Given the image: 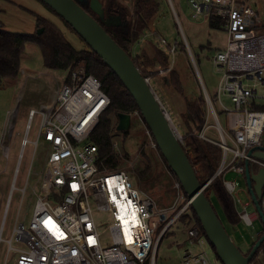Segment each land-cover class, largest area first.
<instances>
[{
  "label": "built area",
  "instance_id": "obj_1",
  "mask_svg": "<svg viewBox=\"0 0 264 264\" xmlns=\"http://www.w3.org/2000/svg\"><path fill=\"white\" fill-rule=\"evenodd\" d=\"M187 2L192 17L222 21L221 30L226 35L224 47L211 58L213 67L221 73L216 90L212 96L204 92L206 122L211 118L213 125H205L197 136L220 148L218 171L222 177L227 172L243 177L246 164L264 169V161L249 155L261 146L264 135V103L260 102L264 96L257 95V87L264 85V32L259 13L246 0ZM151 36L156 37L169 57L175 56L176 42L168 44L155 32ZM146 82L149 84L148 79ZM222 97L229 99L231 108L224 106ZM159 103L170 119L168 110ZM109 104L101 82L76 70L56 86L48 105L29 110L18 159L31 144L32 168L35 151L42 146L43 169L30 219L27 224L14 222L12 236L5 241L3 264H155L160 241L177 226L184 229L183 243H187L180 247L184 249L181 264H221L209 260L205 249L208 242L192 219L190 201L178 182L177 200L183 206L171 215L167 209H157L150 197L136 190L125 172L98 168V147L91 143L90 136ZM37 115L39 127L34 140L29 141L31 124ZM14 127L15 121L9 122L0 138L5 160L9 150L5 141L15 135ZM210 128L216 132L217 141L205 137L204 132ZM147 134L150 136L148 130ZM153 147L156 148L154 142ZM17 170L18 166L0 224V245L4 242L1 235ZM29 179L28 171L25 186ZM223 184L233 205L240 206V222L252 227L259 217L256 212L248 213L249 204H242L237 197V182L223 179ZM25 186L19 190L22 197ZM260 208L264 215V193ZM97 215H108L110 222L104 225L96 220ZM183 217L189 218L185 224L181 223ZM13 241L23 248L14 246Z\"/></svg>",
  "mask_w": 264,
  "mask_h": 264
},
{
  "label": "rangeland",
  "instance_id": "obj_2",
  "mask_svg": "<svg viewBox=\"0 0 264 264\" xmlns=\"http://www.w3.org/2000/svg\"><path fill=\"white\" fill-rule=\"evenodd\" d=\"M160 1L158 16L153 24L155 32L157 36L164 38L168 44L172 45L176 42L177 50L172 58L173 63L169 60L165 67L160 65L152 67L148 71L146 79L149 80V85L158 100L168 110L171 123L180 139H182L185 134L183 122L185 100L203 97L202 86L209 96H212L215 92L221 73L213 67L211 58L216 51L224 47L226 35L221 29H210L207 18L192 17L187 0ZM13 3L14 5L6 4L4 11L0 14V21L3 24V26L0 25L1 30L31 35L35 32V16H38L54 24L74 49L79 51L86 48L84 42L39 1L15 0ZM260 4L259 16L264 24V0H260ZM129 6L131 7L132 3ZM251 6L255 9L258 8L256 0H251ZM261 32H264V25ZM148 41L153 42L147 49L148 57L155 56V47L160 50L162 48L156 41V37H148ZM134 50L133 46L129 51L132 57L137 56ZM77 71L83 70L78 69ZM172 72L177 76L178 86L174 83L175 76ZM67 74V71L46 70L42 64L41 51L35 44L28 42L25 44L20 58V70L16 79L3 80L0 86V138L7 124L15 121V135L5 141V146L9 148L7 160L2 157L0 149V224L6 199L14 179L13 172L15 167L18 166L15 190L12 193L1 235L4 242L0 245V264L4 262L5 241L12 236L14 222L27 224L30 219L35 200L34 193H38L41 180L44 158L42 146H39L35 151L32 168H30L33 155L31 144L25 147L22 158L18 159L21 150L20 139L23 138L25 133L28 111L31 108L37 109V104L40 101L43 102L48 97L51 98L53 90L65 81ZM257 95L259 97L264 96V85L257 87ZM221 101L225 107H232L228 98L222 97ZM260 102L264 103V100H260ZM216 111L220 122L224 125L218 106H216ZM13 114H15V118ZM129 116L130 126L128 130L125 132L115 130L111 134L112 151L117 154L121 163L120 168L117 170L125 172L129 176L133 187L140 193L150 197L157 209H167L173 215L183 206L177 200L175 189L177 180L156 148L153 147L154 141L147 134V128L140 116L136 112L130 113ZM110 118L112 124L116 125L115 116L111 115ZM39 120L38 115L33 119L28 136L29 141H33L35 138ZM212 124V119H208L207 125ZM204 127L205 122L202 129ZM195 134H198V132ZM206 136L216 141L219 139L213 129H209ZM147 162L150 165L149 172H145ZM28 171L30 179L25 186ZM224 179L227 181L236 180L237 191L240 190L237 192V197L242 204L248 203L243 180L237 178L232 172H227ZM24 186L26 190L22 197L19 190ZM210 203L234 246L242 254H248L263 229L260 218L253 222L252 227H247L242 222L230 226L212 197ZM238 209H240V206H237ZM247 211L251 214L255 212L254 207L251 205L247 208ZM96 220L103 222L104 225L110 222L108 215H97ZM184 238V229L181 226L172 227L159 243L155 264H181L184 249H180V247L187 245V243H183ZM13 245L23 248L15 241H13ZM205 249L211 262L218 261L208 244H206ZM253 264H264V246L258 249Z\"/></svg>",
  "mask_w": 264,
  "mask_h": 264
},
{
  "label": "trees",
  "instance_id": "obj_3",
  "mask_svg": "<svg viewBox=\"0 0 264 264\" xmlns=\"http://www.w3.org/2000/svg\"><path fill=\"white\" fill-rule=\"evenodd\" d=\"M73 1L90 15L130 57L143 78L147 77L148 71L152 67L156 65L165 67L167 65L169 61L167 55L156 47L154 50L155 56L152 57H148L145 52L132 57L129 52L140 40V37L148 31V27L159 12L160 0H135L131 9L122 5L117 0H98L102 6L104 19L116 16L120 17L121 24L116 27H106L102 23L99 17L90 9V0ZM39 2L42 3L41 1ZM45 7L55 14L50 8ZM35 18V32L31 35L11 33L0 29V86L3 80L16 79L20 70V58L24 46L28 42L35 44L41 51L42 64L46 70L67 71L70 74L73 71L81 69L85 75L96 77L101 82L102 88L110 100V104L100 116L98 125L90 136V141L98 147V168L101 171H118L117 169L121 165L120 159L117 154H114L111 147V134L115 131L116 125L112 124L110 117L114 115L116 118V115L119 113L130 114L137 112L139 114L135 102L118 79L104 65L102 60L85 43L86 48L78 51L70 45L64 34L54 24L38 16H35ZM58 18L61 19L60 17ZM62 22L70 31L74 32L63 20ZM222 25V21L213 19L208 21L210 29H221ZM39 30L41 32L37 33ZM172 73L175 76L174 83L178 86L177 76L174 72ZM205 117L206 110L203 97L185 100V114L183 117L185 134L182 138V148L196 173L200 185L203 186L212 180L205 188L204 196L209 201L212 197L220 208L226 222L231 226H235L240 220L234 210L232 200L225 190L222 174L214 177L220 166L222 152L218 146L201 140L195 134L202 130ZM258 170V167L255 165L248 164L250 174L253 175ZM149 171L150 165L147 162L145 172ZM244 183H246L245 177ZM191 213L196 226L200 227L193 211ZM188 219V217H183L181 223L185 224ZM263 232L264 229H262L258 238L263 235ZM263 246L264 242L260 247ZM257 253L258 250L250 261V264L254 263Z\"/></svg>",
  "mask_w": 264,
  "mask_h": 264
},
{
  "label": "water",
  "instance_id": "obj_4",
  "mask_svg": "<svg viewBox=\"0 0 264 264\" xmlns=\"http://www.w3.org/2000/svg\"><path fill=\"white\" fill-rule=\"evenodd\" d=\"M60 17L95 53L104 65L118 79L135 102L140 118L144 122L157 151L190 201L191 209L198 220L205 238L221 264H250L257 250L264 242L263 235L256 240L247 255L242 254L232 243L204 190L212 181L200 185L196 173L182 148V140L171 120L163 114L160 103L152 88L146 82L130 59L105 30L73 0H39ZM89 7L106 27L121 24L120 17L104 19L102 6L98 0H90ZM41 30L37 31L40 33ZM203 96L204 91H203ZM117 132H125L130 126L129 114L116 115ZM249 155L264 161V147H257ZM219 175V171L214 177ZM245 185L247 193L264 228V215L259 202L264 188V169L250 174L245 165Z\"/></svg>",
  "mask_w": 264,
  "mask_h": 264
},
{
  "label": "crops",
  "instance_id": "obj_5",
  "mask_svg": "<svg viewBox=\"0 0 264 264\" xmlns=\"http://www.w3.org/2000/svg\"><path fill=\"white\" fill-rule=\"evenodd\" d=\"M13 1L15 2V0H0V14L4 11V8H5V5L6 4H9V5H14V3H13ZM117 1H119L122 5H124V6H126V7H128L129 9H131L132 8V6H133V4H134V2H135V0H117ZM247 2H248V4L250 5V7L253 9V10H255V11H257L258 13H259V11H261V4H260V0H256V6L258 7L257 9H255V8H253L252 6H251V0H246ZM2 3V4H1ZM132 3V6L130 7L129 5ZM1 5H4L3 7L1 6ZM157 16H158V14L154 17V19H153V21H152V23H151V25L148 27V31L147 32H145L141 37H140V40L134 45V51H136V55H139V54H142L143 52H145L146 53V55H148V48L153 44V42H150V41H148V37L150 38L151 37V34L153 33V32H155V26H153V24L155 23V19L157 18ZM209 21V20H208ZM0 25L1 26H3V24L1 23V21H0ZM264 25V24H263ZM156 33V32H155ZM157 35V34H156ZM160 37V36H159ZM162 38V37H161ZM164 39V38H163ZM154 42H155V40H154ZM164 53H165V51L163 50V49H161ZM166 54V53H165ZM167 55V54H166ZM167 57L169 58V60H170V62H172L173 63V59L172 58H170L168 55H167ZM66 78V77H65ZM202 88H203V91L204 92H206L207 93V91L205 90V88L202 86ZM208 94V93H207ZM204 97V96H203ZM50 100H51V98L50 97H48L47 99H45L43 102H39L38 104H37V106H38V108L40 107V106H45V105H48L49 103H50ZM32 109V108H31ZM31 109H29V110H31ZM205 110H206V108H205ZM29 112V111H28ZM9 114V113H8ZM208 119H210V118H208ZM208 119H207V121H208ZM205 125L206 126H212V125H207V122H206V117H205ZM204 129V128H203ZM202 129V130H203ZM210 129H212V128H210ZM209 129H207L205 132H204V135H205V137H207L206 136V132L208 131ZM201 132V131H200ZM199 133V132H198ZM197 135V134H196ZM264 136V135H263ZM207 138H209V137H207ZM209 139H211V138H209ZM211 140H213V139H211ZM213 141H216V140H213ZM261 147H264V139H263V137H262V142H261ZM259 171V170H258ZM257 171V172H258ZM257 172L255 173V174H257ZM236 177L237 178H239L240 180H243V183H244V177H245V175H244V177H239V176H237L236 175ZM223 179H224V177H223ZM225 180V179H224ZM230 181V180H229ZM231 181H233V180H231ZM234 181H236V180H234ZM237 182V181H236ZM240 191V190H239ZM238 191V192H239ZM244 192H245V194L247 195V198H248V204H249V206L251 205V206H253V204H252V202H251V199H250V196H249V194L247 193V188H246V185H245V183H244ZM231 198V197H230ZM233 203V202H232ZM247 204V203H246ZM233 207H234V210H235V212H236V214H237V216H238V211H239V209L237 210V207L236 206H234L233 205ZM254 207V206H253ZM254 211H255V208H254ZM256 212V211H255ZM240 223V222H239ZM231 226V225H230ZM264 229V228H263ZM260 234V233H259Z\"/></svg>",
  "mask_w": 264,
  "mask_h": 264
},
{
  "label": "snow or ice",
  "instance_id": "obj_6",
  "mask_svg": "<svg viewBox=\"0 0 264 264\" xmlns=\"http://www.w3.org/2000/svg\"><path fill=\"white\" fill-rule=\"evenodd\" d=\"M121 190H122V189H121ZM118 207H122V206L118 205Z\"/></svg>",
  "mask_w": 264,
  "mask_h": 264
},
{
  "label": "flooded vegetation",
  "instance_id": "obj_7",
  "mask_svg": "<svg viewBox=\"0 0 264 264\" xmlns=\"http://www.w3.org/2000/svg\"><path fill=\"white\" fill-rule=\"evenodd\" d=\"M259 238H260V237H259ZM259 238H258V239H259ZM258 239H257V240H258Z\"/></svg>",
  "mask_w": 264,
  "mask_h": 264
}]
</instances>
